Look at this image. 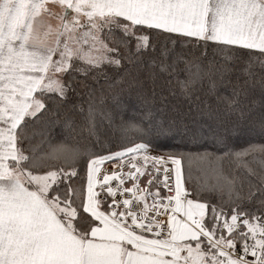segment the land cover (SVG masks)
Listing matches in <instances>:
<instances>
[{
    "label": "snow or ice",
    "instance_id": "1",
    "mask_svg": "<svg viewBox=\"0 0 264 264\" xmlns=\"http://www.w3.org/2000/svg\"><path fill=\"white\" fill-rule=\"evenodd\" d=\"M160 33L174 36L149 66L175 77L186 98L215 81L175 51L181 38L219 55L220 75L243 54L237 49L249 50L245 74L253 59L264 67V0H0V264H264V144L236 148L217 137L216 151H190L166 143L169 131L151 110L139 123L122 122L110 144L99 138L96 116L111 124V114L91 102L83 115L91 143L54 145L46 131H29L47 103L59 106L76 91V75L86 81L155 53L151 38ZM193 161L206 179L189 193L183 176L187 164L191 178ZM213 193L217 204L198 202Z\"/></svg>",
    "mask_w": 264,
    "mask_h": 264
},
{
    "label": "trees",
    "instance_id": "2",
    "mask_svg": "<svg viewBox=\"0 0 264 264\" xmlns=\"http://www.w3.org/2000/svg\"><path fill=\"white\" fill-rule=\"evenodd\" d=\"M169 35L174 36L160 33L151 38L157 45L155 53L149 52L134 62L123 59L119 67L105 66L102 73H94L86 81L82 76L76 75V91L59 106L47 103L49 111L38 113L39 119L29 131H46L47 138L54 145L64 142L91 143L93 138L83 127V115L91 102L101 112L111 114V124L103 115L98 113L96 116L99 138L110 144L119 142L116 128L122 122L139 123L149 110L152 112L153 122L168 129L169 139L166 143L185 146L190 151H216L213 145L217 137L226 138L236 148L248 144H264V67L261 66V61L253 59L249 69L251 75L245 74L249 50L237 49L243 54L238 55L229 65L230 72L220 75L217 70L223 60L219 55L214 57L212 49H208L205 55L203 49L195 45L193 38H181L175 44V51L183 52L185 60L199 64L205 72H212V79L215 81L213 89L206 78L202 84L195 85L192 96L186 98L181 94L175 77L162 74L149 66L153 55L159 59L160 47ZM168 47L172 48L173 44L169 43ZM132 51H135L134 45ZM252 55L257 57L260 54L252 51ZM171 59L170 55L169 62ZM179 68L183 69L184 64L181 63ZM186 78L187 73L181 71L179 79ZM85 83L88 88L84 87ZM89 89L94 91L91 100ZM234 91L240 93L239 103L236 107H230ZM48 95L55 96L54 93ZM66 120L73 122L71 129L64 127ZM40 139L39 135L36 136L33 143H39ZM224 169L231 174L232 165L226 161ZM81 175L86 181L85 173L82 172ZM205 179V173L197 162L193 161L191 165V178L189 166L185 165L183 184L189 193L204 183ZM79 182L76 180L77 184ZM207 182L214 183L210 174ZM220 199V194L213 193L211 196L198 197V202L207 200L210 204H217ZM223 199L227 200V196L224 195ZM245 207L253 209L255 205Z\"/></svg>",
    "mask_w": 264,
    "mask_h": 264
},
{
    "label": "built area",
    "instance_id": "3",
    "mask_svg": "<svg viewBox=\"0 0 264 264\" xmlns=\"http://www.w3.org/2000/svg\"><path fill=\"white\" fill-rule=\"evenodd\" d=\"M153 154H155V152L153 153ZM112 167V165L110 164V163H105L103 166H102V168H111ZM146 179V178H145ZM142 183V185H143V181L141 182ZM127 186H130V185H127ZM173 193H171V192H167V191H161V195L162 196H168V195H172ZM130 195V194H129ZM189 199H190V195H189V197H188ZM111 202V199H109V203ZM149 203H151V200L149 199V201H148ZM165 203H166V201H165ZM152 213H150V215H151ZM169 215H171V212L169 211V213H168ZM177 218L178 219H182L183 217H182V214H177ZM158 219H161V220H164L165 222L167 221V216H165V215H162V216H160V217H158ZM166 232H167V229H164L163 230V232H162V235L163 234H166ZM145 235L147 236V238H150V239H152V238H157V237H154L153 236V234L152 233H145Z\"/></svg>",
    "mask_w": 264,
    "mask_h": 264
},
{
    "label": "rangeland",
    "instance_id": "4",
    "mask_svg": "<svg viewBox=\"0 0 264 264\" xmlns=\"http://www.w3.org/2000/svg\"><path fill=\"white\" fill-rule=\"evenodd\" d=\"M49 7L53 10L54 13H57L60 11V9L56 5L50 4ZM51 22H58L55 18L51 20Z\"/></svg>",
    "mask_w": 264,
    "mask_h": 264
},
{
    "label": "crops",
    "instance_id": "5",
    "mask_svg": "<svg viewBox=\"0 0 264 264\" xmlns=\"http://www.w3.org/2000/svg\"><path fill=\"white\" fill-rule=\"evenodd\" d=\"M52 24H53V26H55V24L57 23V22H51ZM129 247H131V246H129Z\"/></svg>",
    "mask_w": 264,
    "mask_h": 264
}]
</instances>
